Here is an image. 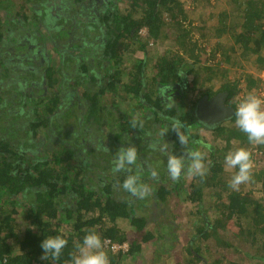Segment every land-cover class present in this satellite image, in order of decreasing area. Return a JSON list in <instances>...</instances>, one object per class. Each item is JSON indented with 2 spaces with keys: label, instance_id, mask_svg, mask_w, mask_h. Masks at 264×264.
I'll return each instance as SVG.
<instances>
[{
  "label": "trees",
  "instance_id": "16d2710c",
  "mask_svg": "<svg viewBox=\"0 0 264 264\" xmlns=\"http://www.w3.org/2000/svg\"><path fill=\"white\" fill-rule=\"evenodd\" d=\"M9 1L0 0V6ZM21 1L32 3L36 13L31 24L43 23L46 31L34 30L24 13V18L0 19V115L16 118L0 117V264H165V246L178 239V215L172 213L178 203L170 206L169 195L184 193L188 202L201 203L203 188L223 198L217 205L221 218L197 237L208 236L230 218L243 219L248 222L244 242L256 247L252 257L264 263V140L257 139L262 115L255 113L249 122L245 116L251 108L242 109L241 102L252 97L240 98L243 90L260 98L262 81L257 74L242 78L236 71L239 60L249 55L255 70L264 67V0H238L233 10L220 11L209 26L217 40L210 48L195 37L184 0H129L124 10L117 6L119 0H52L57 17L48 15L49 0ZM30 28V36L23 35ZM222 37L230 38L231 45H224ZM164 39L170 44L149 56V44ZM10 43L16 49L32 44L30 59L5 51ZM127 58L130 68L124 65ZM97 68L107 80L96 82ZM78 75L89 79L84 83ZM78 86L85 88L82 98L76 96ZM13 89L18 100L8 96ZM187 91L198 94L185 101ZM224 91L232 116L216 124L197 119V101ZM113 93L131 99L132 107L145 115H120L115 117L117 133L101 132L97 113L102 98H113ZM143 120L209 149H190L178 138L172 143L163 138L159 144L155 139L160 134L144 132ZM11 127L26 138L14 143L4 133ZM194 127L207 129L224 147L189 130ZM229 151L233 180L246 178L261 190L260 196L245 183L247 190L222 176ZM162 163H167L166 171ZM198 164L204 169L194 171ZM195 236L186 249L191 262L220 263L218 258L205 260ZM107 240L125 248L112 249Z\"/></svg>",
  "mask_w": 264,
  "mask_h": 264
},
{
  "label": "rangeland",
  "instance_id": "374dc122",
  "mask_svg": "<svg viewBox=\"0 0 264 264\" xmlns=\"http://www.w3.org/2000/svg\"><path fill=\"white\" fill-rule=\"evenodd\" d=\"M184 1L187 4L186 9L188 10V14H190L192 19L194 20V23H193L194 35L197 39H199L200 41H203L206 44L205 47L207 48L213 47L217 41L215 39L213 30L209 29L210 24L218 20L219 18L218 13L220 11L222 10L231 11L234 8H236L239 3L238 0H198V1H194L193 3H192V0H184ZM50 4L52 5L54 4L52 0H49V2L46 3V5L50 8V10H48V15H50V17L51 16L57 17L56 14L60 13L58 10V7H51ZM3 5L0 6V19L1 20L5 18L6 19L9 18L11 20L14 18V16L24 18V15H23L24 13L26 15L25 20L30 22V25H32L31 23H33L34 15L36 13V10H34L32 7V3H29V2L24 3L21 0H11V2L9 1L7 2V4H3ZM117 6L121 10H124L125 8H128L130 6V1L129 0H119L117 3ZM32 26L35 27L34 30L38 29L41 32V35L44 31H46V27L44 26L43 23L38 24L36 22ZM30 32H31V28L29 31L24 30L23 35H26L28 33V36H30L29 34ZM141 35L142 36L146 35L145 29H142ZM6 36H7V33L4 34V37ZM40 39L42 40V37ZM33 42L35 45H39L38 44L39 41L34 39ZM170 42H171L170 39H164L163 41H160L159 43H150L149 45L151 47L150 48L151 50L149 52V56H152V58H154V55L157 52V50L158 52L159 50H163L170 44ZM221 42H223L224 45L229 46V44L231 45L232 40L228 37L227 38L222 37ZM14 45H15L14 43H10L6 45L5 48H8V49H6L5 51L10 50L11 53L18 52L21 54H25L26 55L25 57L30 59L27 53L29 52L28 48H30L32 44H29V47L26 46V47H20L17 49L14 48L15 47ZM46 51L50 55L53 53L52 49L49 46L46 47ZM236 56L238 57L237 54ZM126 60L127 61L124 62V65L127 68H130L128 65L129 64L128 58ZM10 61H14V59L10 58ZM54 62L58 63L57 58H55ZM149 63H151V61ZM239 64H240L239 66L240 68L236 71L238 72V75L240 74L243 75L242 78H245L246 76L245 73L247 74L248 72H251V73L257 74L262 81L259 84L258 89H257V92L259 93L260 98L254 97L255 94H253V92H248L246 90H243L240 93V98L252 97L250 101L241 102V108L243 109L244 105H247L248 107L251 108V111L247 114V116H245L249 122L254 120L253 117L255 116V113H259L260 115H262V123L258 130L259 133H258L257 139L259 141L264 140V109L260 108V107H264V67L259 71L255 70L254 66L252 65L251 55H249L247 58L240 59ZM0 65H1V61H0ZM26 65H30L31 67L32 64L27 62ZM147 71L148 73H151V68H148ZM95 74L97 76L96 82H98L99 80L100 81L105 80V79L107 80L103 69L95 70ZM77 77H83V75L82 76L78 75ZM81 79H83L82 82L85 83V79H89V78L83 77ZM218 83H219V80L218 79L215 80L213 82L214 87H216ZM86 84L91 87H95V89L97 90L99 89V87L96 86L95 81H89ZM74 90L77 93L76 95L77 98L83 97L84 95L83 93L85 92L84 86H78ZM187 92H186V96L184 97L185 101L191 100V98L196 97V95L198 94L197 93L198 91H195L194 93H191V92L187 93ZM114 94L115 93L112 94L113 98L111 96L109 97V96L104 95L105 97L102 98L101 100L100 108L97 113L98 116L101 117V123L100 122L98 123V126L101 127V132L106 129V131L115 130L117 133L118 132L117 119H115V117H118L120 115H122L121 119H126L127 117L126 114H128L131 111H133L132 112L133 117L139 116L141 117V119H143V116L145 115V112L142 111L140 107L139 108H137V106H134L135 108L132 107L134 103H132L131 99L124 98L123 100L122 98H119V97L116 98ZM8 96L11 97L12 101H14V99H17V100L19 99V94L16 93L14 89L11 90L10 93H8ZM81 103L82 102L80 101L76 103L78 108L80 109L82 107ZM256 106H258V108H255ZM19 107L20 109H22L21 106ZM19 107H17V109H19ZM114 109L117 111H114ZM75 113L80 114L79 109L78 111L75 110L73 114L75 115ZM74 115L71 116V118L68 117V119L72 121L71 119L73 118L75 119L76 117ZM0 117H4L8 119L10 116L5 114V115H0ZM9 119H16V118L11 117ZM0 120H2V118H0ZM107 120H109L108 124H106ZM3 124H4V119L2 120V122H0V125H3ZM140 124L144 128V132L147 131L148 129H152L154 130L155 135L160 134L158 138L155 139V141L158 142L159 144L164 143L163 138H165L166 142L168 141L172 143L175 139L179 137V135L174 136L173 131H169L170 129L169 127L167 128V126H164L163 128V126L158 124V122L154 123L148 120H143ZM107 127H109L110 129H108ZM14 130H15L14 127H11L8 130H5L4 133H7L5 136L9 138L12 136V140L14 143H17V139H19V142H21L22 137L26 138V134L24 132L19 131V133H15ZM189 130L194 133L196 132L199 137L204 138L205 141L209 142L211 145L217 147L218 149H221L224 147V142L222 141V139L219 140L210 131H208L207 129H204L203 127H194V128H190ZM141 136L142 134L140 135V137ZM179 142L182 143L183 145L189 146L190 149L195 148L196 150H198L200 148V151L202 153H206L209 149L208 147H205L203 143L199 144V143H195V141L191 142L190 139L187 140L185 139V137H181L179 139ZM229 153H230V156L232 157L233 152L229 151ZM174 154H175V158H180L179 152L176 151V153ZM231 157H229L225 161V164L223 166L224 174L222 173V176L223 175L227 176L226 177L227 181L232 183L234 187L236 186L243 187L241 184L245 183L249 189L253 188L254 194L256 196H260L261 190H257V186L254 187L251 184V182L247 181L246 178L245 179L241 178L235 181L233 180L232 178L233 176V157L232 158ZM157 159L158 161L160 160V158H157ZM162 164L164 166L163 167L164 170L166 171L167 163L165 164L162 163ZM203 167L204 166L202 164H198L197 166L194 167V171H197V170L201 171L202 169H204ZM177 168L178 167H176L175 170H177ZM158 171L159 170H157V172ZM191 179H192V174H190L187 177L185 183L191 181ZM247 187L244 186L243 188L247 190L248 189ZM258 189H260V187H258ZM176 195L174 193L171 196L169 195L168 201L170 203L169 204L170 206L172 204L174 205L175 202L178 203L176 207L172 205L173 211H175L172 213L178 215L175 220L176 223H178V227L175 228V231H176L175 233L178 239L174 244L172 245L169 244L165 246L166 249H165V253L163 254L165 256V261H166L165 264H194L193 262H191L192 255L188 253L189 252L188 250H186L187 246L188 247L190 246V243H188V240L191 239L192 241L193 237L196 235V233L199 230L201 229L203 230V228L206 230L210 229L211 228L210 223L211 222L215 223L216 219L218 220L219 218H221V215H220L221 208L217 209V205L220 204V201H223V198L220 199V197L218 198L216 195L213 196V191L211 192L208 188H203L201 203L188 202L186 200V195L184 193H179L178 196ZM128 224L129 223H127V225ZM206 224H208L209 226H207ZM247 224L248 222L244 221L243 219L240 220L236 218H230L229 220L223 221L220 227L216 228L214 226L209 231L210 234L208 236H203V237L198 236L197 237L196 235L195 237H197V240L195 243H197L200 247L199 253L202 254L205 260L208 261L209 263H211L213 259L218 258L220 260V263L218 264H222L221 262H223L224 264H227L229 260H233L239 264H264L262 259L258 257H252V255L256 253L257 251L256 247L250 242H247L246 244L244 242L242 230ZM128 228H130V226H128ZM96 254L97 253H95V255ZM195 264H204V261L199 260Z\"/></svg>",
  "mask_w": 264,
  "mask_h": 264
},
{
  "label": "water",
  "instance_id": "95a60500",
  "mask_svg": "<svg viewBox=\"0 0 264 264\" xmlns=\"http://www.w3.org/2000/svg\"><path fill=\"white\" fill-rule=\"evenodd\" d=\"M226 92H220L213 97L202 96L195 105V114L206 124H216L232 116L234 108L224 105ZM207 110V112H205Z\"/></svg>",
  "mask_w": 264,
  "mask_h": 264
},
{
  "label": "built area",
  "instance_id": "2783aa9c",
  "mask_svg": "<svg viewBox=\"0 0 264 264\" xmlns=\"http://www.w3.org/2000/svg\"><path fill=\"white\" fill-rule=\"evenodd\" d=\"M106 244H108L112 249H118L120 247L125 248L124 245H118V244H115V243H110L108 240L106 241Z\"/></svg>",
  "mask_w": 264,
  "mask_h": 264
},
{
  "label": "flooded vegetation",
  "instance_id": "af4514ba",
  "mask_svg": "<svg viewBox=\"0 0 264 264\" xmlns=\"http://www.w3.org/2000/svg\"><path fill=\"white\" fill-rule=\"evenodd\" d=\"M213 96H214V95H213ZM213 96H212V97H213ZM209 98H211V97H209ZM224 105L229 106V105L225 104V100H224ZM194 109H195V108H194ZM194 112H195V110H194ZM205 112H207V110H205ZM195 115H196V114H195ZM196 117H197V119H199L197 115H196Z\"/></svg>",
  "mask_w": 264,
  "mask_h": 264
}]
</instances>
